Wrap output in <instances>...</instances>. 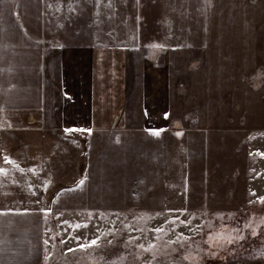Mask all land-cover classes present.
I'll return each instance as SVG.
<instances>
[{
	"label": "rangeland",
	"instance_id": "rangeland-1",
	"mask_svg": "<svg viewBox=\"0 0 264 264\" xmlns=\"http://www.w3.org/2000/svg\"><path fill=\"white\" fill-rule=\"evenodd\" d=\"M136 2L132 125L49 191L0 152V264H264V0Z\"/></svg>",
	"mask_w": 264,
	"mask_h": 264
},
{
	"label": "crops",
	"instance_id": "crops-1",
	"mask_svg": "<svg viewBox=\"0 0 264 264\" xmlns=\"http://www.w3.org/2000/svg\"><path fill=\"white\" fill-rule=\"evenodd\" d=\"M136 3L0 0V152L21 160L16 181L49 191L51 175L76 168L84 133L132 125L126 52L145 45L130 35Z\"/></svg>",
	"mask_w": 264,
	"mask_h": 264
},
{
	"label": "snow or ice",
	"instance_id": "snow-or-ice-1",
	"mask_svg": "<svg viewBox=\"0 0 264 264\" xmlns=\"http://www.w3.org/2000/svg\"><path fill=\"white\" fill-rule=\"evenodd\" d=\"M66 132H72V131H74V129H66L65 130ZM89 132L91 131L90 129L88 130ZM179 135V134H178ZM261 155H264V153H261ZM6 162H10V161H8L7 159H6ZM30 171H35V170H30ZM2 172H4V169H2V168H0V173H2ZM83 180L82 181H80L79 183L82 185L83 184ZM261 202H264V198H261ZM0 214H2V213H0ZM79 227V226H78ZM156 231H161V229H157ZM254 234V233H253ZM96 242L97 241H95V240H93L92 242H91V244H96ZM231 242V241H230ZM81 247H86L85 245H82Z\"/></svg>",
	"mask_w": 264,
	"mask_h": 264
}]
</instances>
